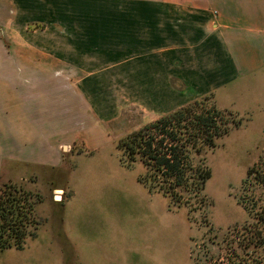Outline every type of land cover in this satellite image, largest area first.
<instances>
[{
	"label": "rangeland",
	"instance_id": "obj_1",
	"mask_svg": "<svg viewBox=\"0 0 264 264\" xmlns=\"http://www.w3.org/2000/svg\"><path fill=\"white\" fill-rule=\"evenodd\" d=\"M153 3L0 0V132L18 127L19 134L35 140L21 146L25 156L0 163V185L13 183L38 195L34 234L21 249H0V264L237 260L234 246L244 236L241 227L264 208V185L255 183L254 174L248 177L252 167L264 172V115L257 106L252 120L237 114L241 125L202 151L211 175L204 186L208 202L200 209L176 204L171 209L168 197L149 192L139 181L147 171L141 156L132 160L119 148L121 140L161 116L142 110L137 97L126 95L123 82L125 70L137 72L138 48L154 41L152 31L140 34L137 20L127 28L123 11L153 10ZM90 70L96 83L74 81ZM78 84L86 85L87 100ZM211 103L215 100L209 94L204 104ZM55 123L63 128L52 142L73 143L54 147L38 141L49 137ZM88 139L110 142L92 152L81 142ZM7 144L0 149L2 157L14 149ZM28 154L30 162L23 159Z\"/></svg>",
	"mask_w": 264,
	"mask_h": 264
},
{
	"label": "crops",
	"instance_id": "obj_2",
	"mask_svg": "<svg viewBox=\"0 0 264 264\" xmlns=\"http://www.w3.org/2000/svg\"><path fill=\"white\" fill-rule=\"evenodd\" d=\"M138 1L155 2L156 8L149 10L150 13L147 9L123 11L125 24L131 28L132 19L135 23L137 20L140 34L152 31L154 41L153 46L138 48L137 72L132 74L130 68L125 70L123 82L126 95L129 92V98L137 97L142 110L150 116H158L197 97L212 94L218 107L243 116V121L253 119L252 115L256 113L252 112L256 110L254 106L258 107L257 113L264 115V0ZM128 63L131 64V60ZM85 75L88 76L79 80L76 77L74 81L96 83V73L90 70ZM132 82L137 83V87L133 85L131 88ZM77 86L81 96H84L86 85ZM58 119L56 121L62 124ZM58 123L50 126L52 133L49 131V137L44 135L38 141H45L42 143L54 147L58 144L66 147V143H73L52 142L53 134L63 128ZM18 131L16 127L0 132V149L8 146L7 142L9 146H14L13 151H6L3 157L0 150V163L11 161L20 154L25 156L20 153L23 152L22 149L20 151L21 146L35 141L28 133L19 134ZM19 141L23 143L19 145ZM81 142L94 152L110 141L88 139ZM23 159L30 162L33 156L28 154ZM51 160L48 157L47 161ZM57 162L61 163L60 160Z\"/></svg>",
	"mask_w": 264,
	"mask_h": 264
},
{
	"label": "trees",
	"instance_id": "obj_3",
	"mask_svg": "<svg viewBox=\"0 0 264 264\" xmlns=\"http://www.w3.org/2000/svg\"><path fill=\"white\" fill-rule=\"evenodd\" d=\"M207 96L159 116L119 142V148L132 160L135 154L141 156L147 171L139 181L150 192L168 197L171 209L173 204L191 210L207 204L204 186L211 171L201 153L213 148L216 140L231 128L241 125L236 113L215 103L206 107ZM250 175L255 183L264 185L263 171L252 167L248 170ZM37 196L13 183L0 185V249H21L25 238L34 234ZM239 202L249 211L243 197H239ZM241 228L244 236L234 246V252L239 253L235 254L237 260L228 264H264V208Z\"/></svg>",
	"mask_w": 264,
	"mask_h": 264
}]
</instances>
